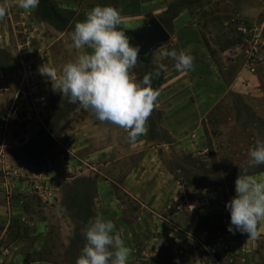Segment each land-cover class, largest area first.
Returning a JSON list of instances; mask_svg holds the SVG:
<instances>
[{
	"label": "crops",
	"instance_id": "crops-1",
	"mask_svg": "<svg viewBox=\"0 0 264 264\" xmlns=\"http://www.w3.org/2000/svg\"><path fill=\"white\" fill-rule=\"evenodd\" d=\"M80 4L87 3L41 0L38 8L25 11L17 0H9L8 13L0 20L8 26L0 30V44L8 47L14 37L23 39L13 48L10 64H0V125L6 127L3 143L0 140L5 152L0 157V264H51L44 257L45 246L48 240L54 245L55 237L56 264L71 249H76L78 258L81 250L77 247L86 243L83 232L97 216L111 220L132 249L129 264H263L264 229L256 239L227 230L230 213L225 205L235 195L234 187L227 193L197 189L186 169L173 168L172 158L159 152L175 149L184 165L190 141L205 161L206 141L200 136L199 142L192 140L201 126L195 123L197 130L187 141L190 111L183 112L179 106L192 95L171 93L176 91L171 85L183 80L188 71L164 80L159 89L155 126L170 136L169 141L147 140L144 135L134 143L124 141V129L101 123L90 110L81 108L71 110L66 130L58 129L59 139L39 121L35 107H28L24 126L14 129L9 125L13 112L25 102L38 101L33 87L51 80L43 74L39 81L40 69H56V15L60 20L64 14H78ZM182 18L180 14L174 25ZM74 21L73 17L70 22ZM59 31L70 38L72 31L69 35L64 29ZM66 47L75 55L74 48ZM28 53L34 55L33 60L26 59ZM20 69L29 71L25 86ZM195 98L199 104L191 111L197 110L194 117L202 118L205 111L199 97ZM40 132L51 139L48 152L39 156L17 149L39 143ZM55 146L59 148L56 153ZM254 174L264 175V170ZM59 209L64 211L59 213Z\"/></svg>",
	"mask_w": 264,
	"mask_h": 264
},
{
	"label": "rangeland",
	"instance_id": "rangeland-1",
	"mask_svg": "<svg viewBox=\"0 0 264 264\" xmlns=\"http://www.w3.org/2000/svg\"><path fill=\"white\" fill-rule=\"evenodd\" d=\"M80 5L78 14H64L60 20V15H56L57 72L59 73L61 63L72 62L79 55L90 52L87 48L75 49L74 55L73 50L66 47L71 44V39L62 36L59 30L64 29L67 31L65 35H69L75 22L83 21L86 13L93 7L111 5L119 9L122 16L120 27L128 36L147 27L151 19H158L169 31L170 39L161 44V49L157 48L156 54L141 57L132 72L137 80H141L159 64H164L167 70L162 71L160 77L153 80V88L160 93L159 89L164 80L168 81L181 73L175 69V62L164 53L170 50H187L193 55L197 66L188 71L183 80L176 81L178 83H174L173 87L171 85V88L176 87V91H170L192 95L185 103L181 102L179 105L183 112L190 111L189 131L185 136L187 138L190 135L191 139V134H194L192 131L197 130V123L201 128L192 140L198 141L200 136L204 138L207 146L203 161L187 138L189 151L183 156L187 162L184 165H181L175 149L166 151L162 148L159 152L162 157L172 158L175 163L173 168L186 169L189 181L195 188L205 187L213 192L220 189L226 193L232 191L239 171L247 166L249 150L257 140H264V0H92L86 5ZM180 14H183V20L175 26L173 21L180 17ZM73 17L74 23L70 22ZM242 25L249 28L247 35L240 33L239 28ZM7 27L6 24H0V30ZM22 41V37H14L10 45L7 44L8 47L1 42V65L10 64L13 48H17V43ZM63 47L66 48L63 50ZM33 56L28 53L26 59L33 60ZM26 71L29 75L28 69ZM41 75L43 74L39 72V81ZM165 77L167 78L164 79ZM46 80L33 87V94L37 95L38 101L25 102L23 108L13 112L9 125L13 124L10 126L14 129L24 126L25 118L30 112L28 107H35L41 117L39 121L44 123L48 130L55 131V137L59 139L61 134L58 129L62 127L66 130L69 113L80 107L70 104L67 97H63L54 89L55 80ZM165 92L164 89L161 93ZM195 96L199 97L200 107L205 111L202 118L194 117L197 110L194 113L191 111L196 102L199 104ZM41 98L44 100L40 101ZM158 109V106H155L148 118L147 133L144 136L147 140L152 138L160 142L169 141L170 136L162 129L158 131L155 126ZM57 133L59 137L56 136ZM123 140L127 141V136ZM38 142L29 149H17L34 152L39 156L51 149V139L44 135V132L40 134ZM2 143L0 157L5 153L1 149ZM58 149L54 147L55 153ZM263 170L264 165H261L250 169L249 172L254 174ZM53 243L55 244L50 245L48 240L44 257L52 260L51 264H56V237L53 238ZM82 248L77 247L78 252ZM74 251L76 252V249L69 250L65 260L58 264H76L78 253Z\"/></svg>",
	"mask_w": 264,
	"mask_h": 264
},
{
	"label": "clouds",
	"instance_id": "clouds-1",
	"mask_svg": "<svg viewBox=\"0 0 264 264\" xmlns=\"http://www.w3.org/2000/svg\"><path fill=\"white\" fill-rule=\"evenodd\" d=\"M41 0H17L18 7L31 11ZM9 0H0V20L8 13ZM120 10L108 5L93 7L83 21L75 22L70 34V47L90 49L57 72L43 67L41 73L72 105L91 111L96 120L118 126L127 132L130 143L147 133L146 123L154 111L160 95L153 88V80L166 71L159 64L152 72L137 80L132 69L141 59L142 45L121 29ZM175 63L178 72L191 71L195 57L187 50L164 53ZM264 165V140H257L248 152L247 166L239 171L234 182L235 195L226 203L230 213L228 232L246 234L256 239L264 229V175L249 170ZM194 207V206H192ZM64 209H59L62 213ZM86 243L76 264H129L132 249L116 230L115 224L102 216L88 221L83 232Z\"/></svg>",
	"mask_w": 264,
	"mask_h": 264
},
{
	"label": "water",
	"instance_id": "water-1",
	"mask_svg": "<svg viewBox=\"0 0 264 264\" xmlns=\"http://www.w3.org/2000/svg\"><path fill=\"white\" fill-rule=\"evenodd\" d=\"M130 37L133 38L134 43L142 45L141 57L148 56L157 47L170 39L169 32L156 18L150 20L143 32L133 33Z\"/></svg>",
	"mask_w": 264,
	"mask_h": 264
},
{
	"label": "built area",
	"instance_id": "built-area-1",
	"mask_svg": "<svg viewBox=\"0 0 264 264\" xmlns=\"http://www.w3.org/2000/svg\"><path fill=\"white\" fill-rule=\"evenodd\" d=\"M92 0H81V3H88ZM239 31L242 35H247L249 33V28L246 25H242L239 28ZM19 75L21 77V81H22V86L26 84L27 80H28V72L20 69L19 70ZM5 132H6V127L5 125H0V140L4 141L5 139Z\"/></svg>",
	"mask_w": 264,
	"mask_h": 264
},
{
	"label": "flooded vegetation",
	"instance_id": "flooded-vegetation-1",
	"mask_svg": "<svg viewBox=\"0 0 264 264\" xmlns=\"http://www.w3.org/2000/svg\"><path fill=\"white\" fill-rule=\"evenodd\" d=\"M147 27L145 26L143 29H141L139 32H143ZM132 42L134 43L133 39Z\"/></svg>",
	"mask_w": 264,
	"mask_h": 264
},
{
	"label": "trees",
	"instance_id": "trees-1",
	"mask_svg": "<svg viewBox=\"0 0 264 264\" xmlns=\"http://www.w3.org/2000/svg\"><path fill=\"white\" fill-rule=\"evenodd\" d=\"M63 17V16H62ZM126 32V31H125ZM128 33V32H127Z\"/></svg>",
	"mask_w": 264,
	"mask_h": 264
}]
</instances>
